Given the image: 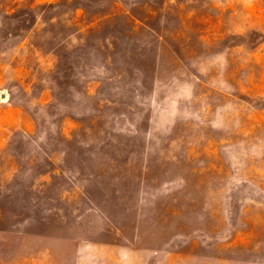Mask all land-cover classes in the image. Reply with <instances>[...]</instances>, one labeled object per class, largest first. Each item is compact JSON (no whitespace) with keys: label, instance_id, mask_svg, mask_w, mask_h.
<instances>
[{"label":"rangeland","instance_id":"1","mask_svg":"<svg viewBox=\"0 0 264 264\" xmlns=\"http://www.w3.org/2000/svg\"><path fill=\"white\" fill-rule=\"evenodd\" d=\"M0 264H264V0H0Z\"/></svg>","mask_w":264,"mask_h":264}]
</instances>
